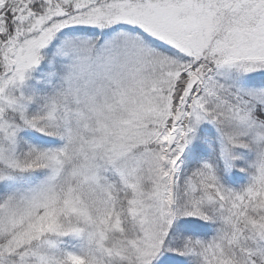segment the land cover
Returning <instances> with one entry per match:
<instances>
[{
  "label": "snow or ice",
  "instance_id": "obj_1",
  "mask_svg": "<svg viewBox=\"0 0 264 264\" xmlns=\"http://www.w3.org/2000/svg\"><path fill=\"white\" fill-rule=\"evenodd\" d=\"M0 264H264V0H0Z\"/></svg>",
  "mask_w": 264,
  "mask_h": 264
}]
</instances>
